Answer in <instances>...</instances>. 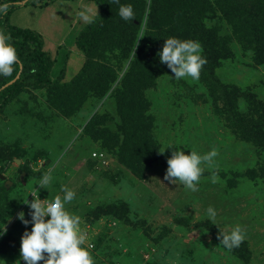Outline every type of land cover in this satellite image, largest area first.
Listing matches in <instances>:
<instances>
[{
    "label": "rangeland",
    "instance_id": "rangeland-1",
    "mask_svg": "<svg viewBox=\"0 0 264 264\" xmlns=\"http://www.w3.org/2000/svg\"><path fill=\"white\" fill-rule=\"evenodd\" d=\"M47 1L16 5L10 13L12 23L46 29L47 39H60L75 11L57 3L40 5ZM259 1L249 9L253 22L247 16L243 21L258 25L264 14ZM238 5L239 10L247 7ZM211 20L221 39L210 63L216 66L215 75L225 85L255 94L264 112V63L254 60L255 50L243 46L222 10H215ZM76 29L56 50L52 79L64 67L62 81L68 83L80 70L68 65L72 48V55L79 52ZM143 30L152 31V26L142 24L136 43ZM93 50L96 65L90 72L60 90L24 88L0 113V174L5 176L0 178V264H26L20 238L31 224L22 223L18 213L30 219L24 202L33 199L30 192L37 191L43 204L58 194L62 197V185L75 191L65 207L80 216L83 246L95 264H264V150L217 112L223 98L213 101L212 93H220V87L212 83L211 91L200 78L175 79L155 54L150 60L155 84L134 79L121 97L115 87L130 58L120 57L119 44ZM121 98L134 116L127 118ZM250 107L241 98L232 113L243 118ZM213 147L218 155L211 165L202 163L195 190L164 179L172 150L187 153L195 148L203 155ZM46 172L51 178L44 188L37 182ZM117 205L118 210L112 209ZM209 206L215 209V220L208 217ZM236 224L244 239L228 250L218 234Z\"/></svg>",
    "mask_w": 264,
    "mask_h": 264
},
{
    "label": "trees",
    "instance_id": "trees-1",
    "mask_svg": "<svg viewBox=\"0 0 264 264\" xmlns=\"http://www.w3.org/2000/svg\"><path fill=\"white\" fill-rule=\"evenodd\" d=\"M28 1L3 0L0 2L9 5L7 11L0 14V31L10 35V43L14 45L19 58V63L13 65L12 74L0 75V113L9 101L24 88L60 90L62 87L75 82L77 77L90 72L96 65L93 61L92 52L97 46L101 50H106L107 47L112 49L115 44H119L122 50H120V57L123 55L130 58L123 77L119 79L117 87H115L116 91L120 92L121 97L127 94V90L134 79L138 78L154 85L156 76L150 61L152 55L155 56L157 51L162 48L166 37L176 36L182 39H197L200 42L202 55L207 62L202 66L199 78L211 87V91L215 90L211 85L212 83L220 87V93H212L213 101L220 99L219 97L223 98L221 99L222 102H219V106H216L217 112L221 116L225 115L224 121H229V124L232 121L238 125V129L245 135L246 139H252L250 141L262 146V150H264V112L257 105L258 100L255 94L250 93L249 90H241L235 84L225 85L215 75L214 68L216 66H210L212 58L219 52L216 46L219 45L218 40H221L215 34L218 31L216 25L210 24L215 10L224 12L227 23H230L231 28L236 30L239 39L245 42L243 46L255 50L254 60L264 63V27H262L264 14L260 17L257 26L243 21L246 16L248 20L252 21L249 9L254 0H119V3L117 0H96L99 9L98 15L96 14L97 16L95 15L78 32L74 40L76 50L84 56L83 64L68 83L62 81L65 74L64 67L61 68L55 79L51 78L55 60L43 49L41 35L28 28L14 26L9 22L10 13L15 6L25 5ZM54 1L56 0H48L40 5L47 6ZM120 4H131L135 17L130 20L122 19L118 14ZM238 4H245L247 7L239 10ZM258 5L259 7L264 6V0H260ZM258 5L254 6L258 7ZM257 11L255 10V12ZM262 12H264V8ZM144 22L152 26V31L143 30L139 42L136 43L139 28ZM145 34L147 37H144ZM147 38L152 42H147ZM17 74H19L18 78H16ZM13 79L15 81L8 84ZM106 82L111 83L109 80ZM233 92L236 93L233 94ZM6 93L8 95H5ZM230 96L232 98L228 99ZM241 98L249 103V107L255 103L243 118H240L236 112L232 113ZM121 105L125 108L127 118L128 114L134 116L126 109L128 104L124 98H121ZM143 118L145 120L150 119L145 116ZM123 151V148H120L119 154H122ZM126 153L129 151H125V160L128 157ZM144 159L145 161L148 160L147 157ZM128 166L132 167V165ZM113 207L119 209L118 205L112 206V209ZM99 210L100 208H96L94 213H98Z\"/></svg>",
    "mask_w": 264,
    "mask_h": 264
},
{
    "label": "clouds",
    "instance_id": "clouds-1",
    "mask_svg": "<svg viewBox=\"0 0 264 264\" xmlns=\"http://www.w3.org/2000/svg\"><path fill=\"white\" fill-rule=\"evenodd\" d=\"M119 3V0H117ZM7 3H0V14L7 11ZM119 16L124 20L135 17L131 4H120ZM83 19L90 21L91 17L81 12ZM160 62L166 63L174 74V78L191 77L199 79L202 66L207 62L202 55V45L198 40L182 39L168 36L164 39L162 48L157 51ZM19 63L17 51L10 43V35L0 31V75L13 73V65ZM164 150L160 151L163 152ZM218 155L216 148L201 155L195 148L190 152L184 149L172 150L167 158V168L164 179L174 183L180 181L187 188L195 190L204 168L202 163L212 164L213 158ZM213 182L218 179L217 173L211 174ZM51 173L42 174L37 184L47 188ZM63 196L56 195L52 200L41 203L37 191L30 192L33 199L24 200L30 208V219L25 218V213L20 211L18 218L25 225L31 224V229L25 228L21 235L20 254L26 264H95L94 258L88 247H84V235L80 230L81 218L70 213L65 205L73 200L75 191L67 185H62ZM209 219L215 220L216 212L212 206L207 209ZM0 227V235H3ZM220 243L228 250L238 247L244 239V234L239 224L234 225L230 231L218 234ZM90 247V246H89Z\"/></svg>",
    "mask_w": 264,
    "mask_h": 264
},
{
    "label": "crops",
    "instance_id": "crops-1",
    "mask_svg": "<svg viewBox=\"0 0 264 264\" xmlns=\"http://www.w3.org/2000/svg\"><path fill=\"white\" fill-rule=\"evenodd\" d=\"M57 1H59V2H57ZM55 3L60 4L61 6L70 7V8L67 7L66 10L72 8L75 11L73 19L71 21H67V23L65 24V28L62 30V32L64 31L65 34L63 36H61L62 38L60 37V39L56 38L55 41L52 39L50 40V39L46 38V35H45L46 29H36L35 30V29L29 28L26 26L17 25L15 23H12V20L10 19V16H9V22L12 25L17 26V27H21V28H28V29L35 31L38 34H40L42 37V41H43V49L45 51H47L49 53V55L52 56L51 58H53V59L57 53L56 50H57V48H59L61 46V43L62 42L65 43L66 38L68 36H70L71 33H73L76 28L77 29H76L75 33L77 35L78 32L83 27H85L98 13V6H97V8L95 6L93 7L94 4L97 5L96 0H56L47 6H52ZM69 4H71V5H69ZM81 12H84L85 14L90 16L91 20L87 21V20L83 19V17L80 15ZM16 20L19 21L18 19H16ZM59 28H60V26H59ZM60 33H61V28L58 29V32H57L58 38H59ZM52 49H53V51H52ZM71 51L72 52L74 51L73 48ZM71 51L68 53V55L70 56V59L68 60V63H69L68 65H69V67H71L73 69H80V67L83 64V56L80 52H74V54L72 55Z\"/></svg>",
    "mask_w": 264,
    "mask_h": 264
},
{
    "label": "water",
    "instance_id": "water-1",
    "mask_svg": "<svg viewBox=\"0 0 264 264\" xmlns=\"http://www.w3.org/2000/svg\"><path fill=\"white\" fill-rule=\"evenodd\" d=\"M18 76H19V74L16 75V78H18ZM16 78H15V79H16ZM15 79H13L12 81H10L8 84L13 83V82L15 81ZM22 177H23V176H22ZM0 178L3 180V179H5V176L2 175V174H0ZM6 184H7V185H11L12 182H11L10 180H6Z\"/></svg>",
    "mask_w": 264,
    "mask_h": 264
},
{
    "label": "built area",
    "instance_id": "built-area-1",
    "mask_svg": "<svg viewBox=\"0 0 264 264\" xmlns=\"http://www.w3.org/2000/svg\"><path fill=\"white\" fill-rule=\"evenodd\" d=\"M97 153H94V155H96ZM102 155L101 153H99V156Z\"/></svg>",
    "mask_w": 264,
    "mask_h": 264
}]
</instances>
